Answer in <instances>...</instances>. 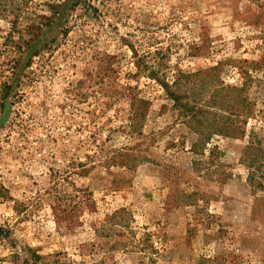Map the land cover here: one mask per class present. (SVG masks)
Segmentation results:
<instances>
[{
    "label": "rangeland",
    "instance_id": "374dc122",
    "mask_svg": "<svg viewBox=\"0 0 264 264\" xmlns=\"http://www.w3.org/2000/svg\"><path fill=\"white\" fill-rule=\"evenodd\" d=\"M0 264H264V0H0Z\"/></svg>",
    "mask_w": 264,
    "mask_h": 264
}]
</instances>
